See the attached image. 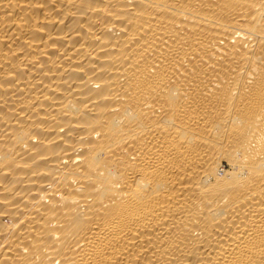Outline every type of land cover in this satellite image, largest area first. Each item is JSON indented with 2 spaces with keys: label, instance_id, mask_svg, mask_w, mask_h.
<instances>
[{
  "label": "bare ground",
  "instance_id": "6f19581e",
  "mask_svg": "<svg viewBox=\"0 0 264 264\" xmlns=\"http://www.w3.org/2000/svg\"><path fill=\"white\" fill-rule=\"evenodd\" d=\"M0 264H264V0H0Z\"/></svg>",
  "mask_w": 264,
  "mask_h": 264
}]
</instances>
